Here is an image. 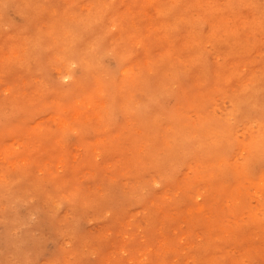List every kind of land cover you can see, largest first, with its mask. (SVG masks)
<instances>
[{"label":"rangeland","instance_id":"obj_1","mask_svg":"<svg viewBox=\"0 0 264 264\" xmlns=\"http://www.w3.org/2000/svg\"><path fill=\"white\" fill-rule=\"evenodd\" d=\"M0 264H264V0H0Z\"/></svg>","mask_w":264,"mask_h":264},{"label":"bare ground","instance_id":"obj_2","mask_svg":"<svg viewBox=\"0 0 264 264\" xmlns=\"http://www.w3.org/2000/svg\"><path fill=\"white\" fill-rule=\"evenodd\" d=\"M240 96V95H239ZM239 96L237 97L239 99ZM242 104V103H241ZM213 113V112H212ZM258 119V118H257ZM260 121V120H259ZM232 122V121H231ZM263 122V121H262ZM263 126V125H262ZM261 127V126H260ZM263 132V131H262ZM261 147V146H260ZM257 151V150H256ZM263 152V151H262ZM63 225V224H62Z\"/></svg>","mask_w":264,"mask_h":264}]
</instances>
